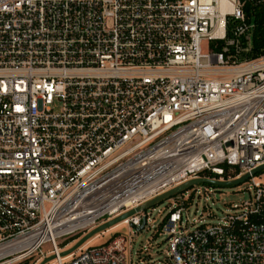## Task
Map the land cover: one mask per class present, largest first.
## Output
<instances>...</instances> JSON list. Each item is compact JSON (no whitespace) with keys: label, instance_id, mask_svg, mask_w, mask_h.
Returning <instances> with one entry per match:
<instances>
[{"label":"built area","instance_id":"obj_1","mask_svg":"<svg viewBox=\"0 0 264 264\" xmlns=\"http://www.w3.org/2000/svg\"><path fill=\"white\" fill-rule=\"evenodd\" d=\"M246 2L264 0H0V264L47 244L49 264H133L117 234L58 245L206 174H249L253 195L193 231L175 204L165 264H264V56L247 57Z\"/></svg>","mask_w":264,"mask_h":264},{"label":"rangeland","instance_id":"obj_2","mask_svg":"<svg viewBox=\"0 0 264 264\" xmlns=\"http://www.w3.org/2000/svg\"><path fill=\"white\" fill-rule=\"evenodd\" d=\"M202 50L207 52L206 44L202 46ZM254 179L264 183V171L254 176ZM252 195L253 190L250 181L231 187H213L199 184L177 195V198L164 200L144 212L147 215V222L143 230L139 232L132 228L129 230L128 226L120 224L109 231H104L92 237L80 249L86 246L104 244L112 235L117 234L127 240V258L133 264L140 262L165 264L168 242L167 237L161 233L160 229L164 219L175 204H185L182 210V228L193 231L200 225L208 227L222 224L223 218L233 213V205L241 204ZM73 236L78 237L69 242ZM73 236L60 240L59 248H64V250L71 248L83 234ZM50 250L51 247L47 244L40 252L15 264H40L44 258L50 256L46 255Z\"/></svg>","mask_w":264,"mask_h":264},{"label":"water","instance_id":"obj_3","mask_svg":"<svg viewBox=\"0 0 264 264\" xmlns=\"http://www.w3.org/2000/svg\"><path fill=\"white\" fill-rule=\"evenodd\" d=\"M263 171H264V166H261L255 170H253L251 172V175L256 176L257 174H259ZM249 176H250L249 174H245L244 176H241L240 178L233 179V180H227V181H221V180H215V179L201 177V178H195V179L189 180L187 182H184L183 184H180V185L172 188L171 190L157 196L156 198L144 203L140 207L135 208L133 210H130L128 212H125V213H123V214H121V215H119V216H117V217H115L109 221H106V222L98 225L97 227H95L92 230L85 233L79 240H77V242L71 248L64 250L59 255L61 257H67V256L73 254L74 252L79 250L81 247H83L92 237L96 236L97 234L102 233L104 231H108L109 229L119 225L120 223H122L126 219H128L132 216H135L141 212H144V211L150 209L154 205H156V204H158L164 200L171 199V198L185 192L186 190H188L189 188H191L193 186H197L199 184L213 186V187L237 186V185H240V184L244 183L245 181H247L249 179ZM144 226H145V218L142 219L140 227H137V228L133 227V229L135 231L139 232V231L143 230ZM54 259H55V255L48 256L47 258H44L40 264H49Z\"/></svg>","mask_w":264,"mask_h":264},{"label":"trees","instance_id":"obj_4","mask_svg":"<svg viewBox=\"0 0 264 264\" xmlns=\"http://www.w3.org/2000/svg\"><path fill=\"white\" fill-rule=\"evenodd\" d=\"M244 15L246 21L253 25V29L250 32L251 43L247 57L249 59H256L264 56V2H246L244 6ZM230 33V28H228V34ZM206 177L212 179L214 176L211 174H206ZM224 179L227 180L228 176L225 175ZM174 198H177L175 196ZM185 206V204H183ZM179 206V204H178ZM78 236H73L70 241H73ZM113 237V236H112ZM108 240L105 242L107 243Z\"/></svg>","mask_w":264,"mask_h":264},{"label":"bare ground","instance_id":"obj_5","mask_svg":"<svg viewBox=\"0 0 264 264\" xmlns=\"http://www.w3.org/2000/svg\"><path fill=\"white\" fill-rule=\"evenodd\" d=\"M119 225H120V224H119ZM117 226H118V225H117ZM115 227H116V226H115ZM113 228H114V227H113ZM113 228H111V229H113ZM111 229H109V230H111ZM109 230H108V231H109Z\"/></svg>","mask_w":264,"mask_h":264}]
</instances>
